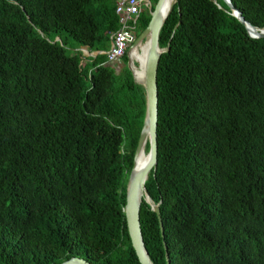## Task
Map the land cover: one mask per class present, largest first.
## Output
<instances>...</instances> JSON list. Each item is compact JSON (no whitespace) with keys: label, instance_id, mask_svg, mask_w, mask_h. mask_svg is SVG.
Segmentation results:
<instances>
[{"label":"trees","instance_id":"16d2710c","mask_svg":"<svg viewBox=\"0 0 264 264\" xmlns=\"http://www.w3.org/2000/svg\"><path fill=\"white\" fill-rule=\"evenodd\" d=\"M229 1L264 29V0ZM231 13L177 0L159 31L152 264H264V38ZM118 29L115 0H0V264H140L123 209L145 91L127 54L116 72L80 51Z\"/></svg>","mask_w":264,"mask_h":264},{"label":"water","instance_id":"95a60500","mask_svg":"<svg viewBox=\"0 0 264 264\" xmlns=\"http://www.w3.org/2000/svg\"><path fill=\"white\" fill-rule=\"evenodd\" d=\"M163 0H157V3L153 9L150 10V21L148 26L140 35L135 39L133 47L145 43L147 37L150 35V49L147 55L146 64H145V77L144 82L140 83L135 79L132 66L134 61L129 57V52L127 53L128 63L127 67L131 72L134 82L143 86L145 91V100H146V112L145 118L143 121L142 129L138 139L137 147L133 157V167L128 177L127 188H126V199L124 205V216L126 221V227L128 236L131 242V246L138 258L140 264H152L149 259L148 253L145 249L143 237L140 229L139 222V213L140 206L144 200L147 204L150 205L152 211L157 215L161 235L163 236V226L160 216V210L158 205H155L150 199L147 190L145 188V182L148 178L150 171L154 173L156 162H157V140H156V127H157V67L160 59V55L165 51H168V48L161 50L158 46V37L159 31L165 22L167 16L172 10L173 5L177 0H173L168 12L166 15H161L160 6ZM231 10L232 16L238 19V21L243 24L251 38L259 39L264 38V29L260 30L252 27L248 22L244 20L239 10L233 7L229 0H223ZM59 39L56 38L54 42H58ZM148 136V153L150 155V162L148 166L141 172L134 173V165L137 155L141 149V146L145 139ZM139 193L143 195L142 199L139 200ZM166 251V247L164 245ZM60 264H91L85 259L72 257ZM167 264L168 261H167Z\"/></svg>","mask_w":264,"mask_h":264},{"label":"built area","instance_id":"2783aa9c","mask_svg":"<svg viewBox=\"0 0 264 264\" xmlns=\"http://www.w3.org/2000/svg\"><path fill=\"white\" fill-rule=\"evenodd\" d=\"M152 0H115V13L118 16L119 29L110 34V47L106 52H90L81 48L82 54L95 56L106 55V63L117 66L121 58L130 53L136 39L133 34L139 16L146 10H151Z\"/></svg>","mask_w":264,"mask_h":264},{"label":"bare ground","instance_id":"6f19581e","mask_svg":"<svg viewBox=\"0 0 264 264\" xmlns=\"http://www.w3.org/2000/svg\"><path fill=\"white\" fill-rule=\"evenodd\" d=\"M173 0H163L161 6H160V13L161 15H166ZM150 49V35L147 37V40L145 43L139 44L135 47H132L129 53V57L138 63L137 65H133L132 69L134 72L135 79L143 83L144 82V77H145V64H146V59L147 55ZM136 64V63H135ZM148 143V136L143 142L141 149L137 155V158L135 160V165H134V173L141 172L144 170L149 162H150V155L145 151L146 145ZM143 195L139 193V200H141Z\"/></svg>","mask_w":264,"mask_h":264},{"label":"rangeland","instance_id":"374dc122","mask_svg":"<svg viewBox=\"0 0 264 264\" xmlns=\"http://www.w3.org/2000/svg\"><path fill=\"white\" fill-rule=\"evenodd\" d=\"M152 1H153V0H152ZM133 34L136 36V32H135V30H134ZM59 42H60V41H59ZM71 50H72V51H77L76 47H73ZM80 51H81V49H80ZM81 53H82V51H81ZM82 55H83V56H86V55H84V54H82ZM133 63H134V66H135V65L138 66V63H137L136 61H134ZM135 63H136V64H135ZM124 65H125V64L123 63V61H121V63H119L117 66H115V70H116V72H119L120 69H121ZM126 66H127V64H126ZM147 153H148V152H147Z\"/></svg>","mask_w":264,"mask_h":264}]
</instances>
